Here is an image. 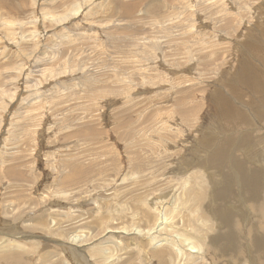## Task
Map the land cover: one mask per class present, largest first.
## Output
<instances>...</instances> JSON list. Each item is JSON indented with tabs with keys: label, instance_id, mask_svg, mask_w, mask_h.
Here are the masks:
<instances>
[{
	"label": "rangeland",
	"instance_id": "1",
	"mask_svg": "<svg viewBox=\"0 0 264 264\" xmlns=\"http://www.w3.org/2000/svg\"><path fill=\"white\" fill-rule=\"evenodd\" d=\"M2 249L264 264V0H0Z\"/></svg>",
	"mask_w": 264,
	"mask_h": 264
},
{
	"label": "bare ground",
	"instance_id": "2",
	"mask_svg": "<svg viewBox=\"0 0 264 264\" xmlns=\"http://www.w3.org/2000/svg\"><path fill=\"white\" fill-rule=\"evenodd\" d=\"M229 222L233 223L234 225L236 224L235 223V220L234 219H230ZM154 227V226H153ZM152 228V227H151ZM230 228V226H229ZM149 232V231H147ZM166 236V235H165ZM235 241V240H234ZM235 243V242H234ZM167 245V244H166ZM214 246V243H211V247ZM21 255L20 254H17L15 255L13 258H10L8 257V251L7 250H3L1 251V260H6L5 264H23V260L21 259L20 257ZM158 260L160 262V264H167V259H164L161 255L158 256ZM173 263V262H172ZM171 263V264H172ZM169 264V263H168Z\"/></svg>",
	"mask_w": 264,
	"mask_h": 264
}]
</instances>
